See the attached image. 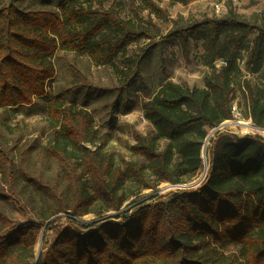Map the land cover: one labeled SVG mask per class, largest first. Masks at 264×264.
<instances>
[{"label": "trees", "instance_id": "16d2710c", "mask_svg": "<svg viewBox=\"0 0 264 264\" xmlns=\"http://www.w3.org/2000/svg\"><path fill=\"white\" fill-rule=\"evenodd\" d=\"M16 1L0 0V108L31 104L45 93L58 49L104 64L141 39L162 37L153 16L169 15L156 0H141L146 16L135 9L129 17L121 13L124 0H61L59 10ZM188 20L179 15L167 35L202 40L206 64L221 65L204 75L202 87L166 80L148 97L142 110L150 129L134 131L136 159L116 164L92 115L57 96L48 105L51 134L44 144L5 140L13 132L3 124L0 199L7 191L32 214L12 221L0 211V264H264V137L258 133L218 130L205 148L208 168L199 185L131 199L161 182L184 185L202 168L208 132L232 118L236 83L246 118L264 128V7L247 15L230 1L220 17ZM126 58L121 72L129 79L139 57ZM242 61L253 79L242 76ZM52 162L58 172L50 180L43 166ZM88 213L95 219L81 224Z\"/></svg>", "mask_w": 264, "mask_h": 264}, {"label": "rangeland", "instance_id": "374dc122", "mask_svg": "<svg viewBox=\"0 0 264 264\" xmlns=\"http://www.w3.org/2000/svg\"><path fill=\"white\" fill-rule=\"evenodd\" d=\"M103 1L105 5H108L110 0ZM124 1L125 6L121 10L124 17L131 16L133 10H141L140 8L144 5L141 0ZM156 1L161 7L167 8L169 13L168 16H153L154 21L162 30V37L151 40L141 39L130 45L125 54L118 55L112 61L104 64L91 60L83 52L58 49L52 58L55 75L46 81L45 93L41 96H34L31 104L0 108V129L4 131L3 124L9 123L12 125L13 132L12 134H3L6 137L4 139L13 140L21 136L23 141H29L38 146L44 144L51 134L49 127L51 117L48 105L57 96L64 104L84 108L92 115L95 127L107 135L103 150L111 154L116 164L123 165L129 159H136V155L131 150L135 141L134 131L145 133L150 129L142 110V105L148 97L152 96L166 80L202 87L204 86V75L221 65L219 60L211 65L206 64L208 54L202 40L189 38L184 43L179 35L168 36L167 33L172 31L173 21L182 14L176 11V8L171 7L168 10V6L171 5L169 0ZM235 1H231L232 8L243 13L242 10L239 11L240 6ZM16 3L25 8L34 6L36 9L59 10L61 0H34V2L32 0H17ZM213 3L214 0L205 8L204 12L201 10L191 14L188 12L187 16H182L189 17L188 21L193 22L204 16L220 17L226 13L228 4L219 13H216ZM181 5L178 7L181 8ZM245 11L244 14H251L254 9L249 8ZM141 12L144 16L148 14L147 9H143ZM183 23L184 21H181L179 24ZM127 56L139 57L138 65L134 68L135 74L129 79L125 77L124 72H121L128 68ZM240 65L242 76L253 79L243 61ZM233 97L237 111L241 115L239 118H232V122H230L231 120L224 121L226 124L222 127L211 129L208 132L202 149L203 166L191 180L184 185L161 182L156 189H143L131 199L135 198L137 202L149 201L157 194L165 195L169 191L184 188L187 185H199L208 168L205 148L209 144V139L218 130H227L238 135L259 132L264 137V132L254 130L251 127V120L246 118V101L239 83L234 85ZM41 166V162L37 161L36 169H40ZM43 169L44 177L50 180H53L58 172L55 162L49 166L44 165ZM4 195L5 198L0 199V211L9 216L12 221H22L31 216L29 208L23 207V204L18 202L14 195L8 194L7 191ZM107 214L116 216L118 212L109 211ZM62 215L60 214V216ZM95 217L94 213H88L79 217V222L88 224ZM43 234L44 230L35 244L36 252L39 247H42Z\"/></svg>", "mask_w": 264, "mask_h": 264}, {"label": "crops", "instance_id": "0c3cea01", "mask_svg": "<svg viewBox=\"0 0 264 264\" xmlns=\"http://www.w3.org/2000/svg\"><path fill=\"white\" fill-rule=\"evenodd\" d=\"M213 0H184L183 2H175V3H170L171 5L168 6V10L172 7L173 9L176 8V11H178L180 14L187 16L186 14L188 12H190L189 14L196 13V12H204L205 8L207 6H209V4L212 2ZM216 0H214L215 2ZM221 1V6L222 8L226 7L227 4L230 1H234V0H220ZM235 2H237L239 4V11L242 10L243 13L245 10L249 9V8H253L254 11H258L260 10L262 7H264V0H236ZM234 2V3H235ZM182 4V5H181ZM179 5H181V8L178 7ZM170 12V11H169ZM246 12V11H245ZM245 14H249V13H245ZM209 15V14H207Z\"/></svg>", "mask_w": 264, "mask_h": 264}, {"label": "built area", "instance_id": "2783aa9c", "mask_svg": "<svg viewBox=\"0 0 264 264\" xmlns=\"http://www.w3.org/2000/svg\"><path fill=\"white\" fill-rule=\"evenodd\" d=\"M213 7H214V10L216 13H219L222 9V6H221V1L220 0H216L214 3H213ZM231 113H232V118L233 119H236V118H239V116L241 115L238 111H237V108H236V104H234L232 106V110H231ZM232 118L230 119L232 122ZM250 120V119H249ZM239 123H241V121H239ZM224 124H226L225 122L221 123L220 125H218L217 127H215V129H218L220 127H222ZM251 127L254 129V130H257V131H260V132H264V128H258L256 127L255 125H251ZM214 129V128H213ZM258 134H260L259 132H257ZM261 135V134H260ZM185 187V186H184Z\"/></svg>", "mask_w": 264, "mask_h": 264}, {"label": "water", "instance_id": "95a60500", "mask_svg": "<svg viewBox=\"0 0 264 264\" xmlns=\"http://www.w3.org/2000/svg\"><path fill=\"white\" fill-rule=\"evenodd\" d=\"M205 170H206V169H205ZM40 249H41V247L38 248V254H39V252H40Z\"/></svg>", "mask_w": 264, "mask_h": 264}]
</instances>
